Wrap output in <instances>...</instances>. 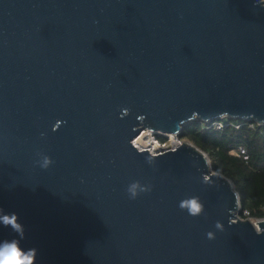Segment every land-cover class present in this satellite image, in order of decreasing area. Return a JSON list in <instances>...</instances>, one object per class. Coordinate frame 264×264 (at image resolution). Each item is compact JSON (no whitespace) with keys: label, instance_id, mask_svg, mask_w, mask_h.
<instances>
[{"label":"water","instance_id":"obj_1","mask_svg":"<svg viewBox=\"0 0 264 264\" xmlns=\"http://www.w3.org/2000/svg\"><path fill=\"white\" fill-rule=\"evenodd\" d=\"M223 118L264 126V0H0V215L23 227L0 223V245L35 264H264V222L207 154L134 144Z\"/></svg>","mask_w":264,"mask_h":264},{"label":"trees","instance_id":"obj_2","mask_svg":"<svg viewBox=\"0 0 264 264\" xmlns=\"http://www.w3.org/2000/svg\"><path fill=\"white\" fill-rule=\"evenodd\" d=\"M214 123L223 128L216 129ZM179 139L207 154L213 171L233 183L241 201L242 219H247L245 211L251 219L264 218V126L229 118L195 121L183 128ZM240 147L247 151V160L237 155Z\"/></svg>","mask_w":264,"mask_h":264},{"label":"clouds","instance_id":"obj_3","mask_svg":"<svg viewBox=\"0 0 264 264\" xmlns=\"http://www.w3.org/2000/svg\"><path fill=\"white\" fill-rule=\"evenodd\" d=\"M52 163L51 159L45 156L42 160L41 166L47 168ZM138 182L133 183L128 191L131 193L132 198L137 195L136 188L138 187ZM181 209H187L188 214L195 217L201 214L203 205L197 197L182 200L179 204ZM4 210L0 208V213ZM18 215L16 213L3 214L0 215V223L4 226H11V228L23 237V227L21 224L17 223ZM217 227H221L219 222ZM208 238H213V233L209 232ZM37 255V250L35 248L23 249L20 247L19 241L13 239L11 241L5 240L2 245H0V264H35Z\"/></svg>","mask_w":264,"mask_h":264},{"label":"built area","instance_id":"obj_4","mask_svg":"<svg viewBox=\"0 0 264 264\" xmlns=\"http://www.w3.org/2000/svg\"><path fill=\"white\" fill-rule=\"evenodd\" d=\"M208 123H210V122H208ZM213 127H216V129H218V130H220V129L223 128V126H222L221 124L218 125V124H215V123L213 124ZM142 135H146L148 138H150V139L152 140V142H153V147H152L151 150L147 149L146 147L138 148V149H139L140 151L148 150V151H149L151 154H153V155H160V154L166 153V152H168V151H173V150L177 149L179 146H181L183 143L186 142V141H182V140H180L178 137H176V140L173 141V140L170 139L168 136H162V137L167 138V140L164 141V142H161V141H159V139L157 138L158 135H156V134H152L151 132H148V131L143 132V133L140 135V137H141ZM138 138H139V137H138ZM138 138H137V139H138ZM137 139H136V140H137ZM136 140H135V141H136ZM135 141H134V142H135ZM237 155H238L239 157L245 159V160L248 159L247 151H246L244 148H242V147L239 148V150H238V152H237ZM240 215H241V214H240ZM240 215H239V217H240ZM243 215H244L245 217H247V219H242V218L240 217L242 220H250V221L252 222V224L255 226V228H256L258 231H260L257 223L264 222V218H263V219H251V218H249V213L246 212V211L243 212Z\"/></svg>","mask_w":264,"mask_h":264},{"label":"bare ground","instance_id":"obj_5","mask_svg":"<svg viewBox=\"0 0 264 264\" xmlns=\"http://www.w3.org/2000/svg\"><path fill=\"white\" fill-rule=\"evenodd\" d=\"M168 137L170 139H172L173 141L176 140V136L175 135H168ZM135 146L137 148H142V147H146L147 149L151 150L153 147V142L151 141V139H149L146 135H142L141 137H139L135 142H134Z\"/></svg>","mask_w":264,"mask_h":264},{"label":"rangeland","instance_id":"obj_6","mask_svg":"<svg viewBox=\"0 0 264 264\" xmlns=\"http://www.w3.org/2000/svg\"><path fill=\"white\" fill-rule=\"evenodd\" d=\"M150 139V138H149ZM152 141V140H151ZM143 148V147H142Z\"/></svg>","mask_w":264,"mask_h":264}]
</instances>
